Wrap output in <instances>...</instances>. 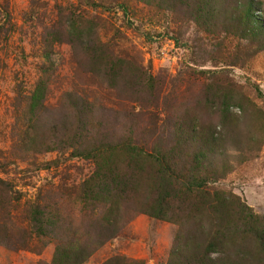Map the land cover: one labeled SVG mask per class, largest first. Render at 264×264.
<instances>
[{
    "label": "rangeland",
    "instance_id": "rangeland-1",
    "mask_svg": "<svg viewBox=\"0 0 264 264\" xmlns=\"http://www.w3.org/2000/svg\"><path fill=\"white\" fill-rule=\"evenodd\" d=\"M215 1L0 0V264H264V0Z\"/></svg>",
    "mask_w": 264,
    "mask_h": 264
},
{
    "label": "trees",
    "instance_id": "trees-1",
    "mask_svg": "<svg viewBox=\"0 0 264 264\" xmlns=\"http://www.w3.org/2000/svg\"><path fill=\"white\" fill-rule=\"evenodd\" d=\"M211 4H209V6L212 8L213 6H216V1L215 0H210ZM214 9L217 7H213ZM249 23L252 25L253 27V21L251 19V17L249 18ZM259 34H264V32H259ZM85 45V44H83ZM56 224V222L52 221V220H47L45 223L46 225H49L51 228ZM41 227V225L39 226ZM43 229H40V231ZM213 244L210 243L208 245L212 246ZM190 246H192V244L189 241H185V243H183L181 246L179 247H174L172 249L171 252V256H170V260L168 264H215L214 261H212L211 258H209V254L208 253H204V254H199L197 253H191V251H189ZM208 247H206V250L208 251ZM197 248V247H196ZM201 248V247H200ZM54 262V260H53Z\"/></svg>",
    "mask_w": 264,
    "mask_h": 264
}]
</instances>
